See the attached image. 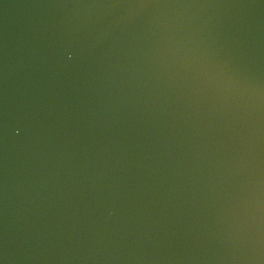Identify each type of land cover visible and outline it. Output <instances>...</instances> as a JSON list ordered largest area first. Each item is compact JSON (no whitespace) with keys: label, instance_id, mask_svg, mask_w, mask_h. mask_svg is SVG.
<instances>
[{"label":"water","instance_id":"1","mask_svg":"<svg viewBox=\"0 0 264 264\" xmlns=\"http://www.w3.org/2000/svg\"><path fill=\"white\" fill-rule=\"evenodd\" d=\"M0 264H264V0H0Z\"/></svg>","mask_w":264,"mask_h":264}]
</instances>
